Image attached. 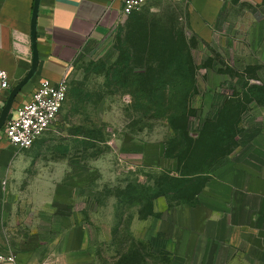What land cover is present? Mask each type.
Returning <instances> with one entry per match:
<instances>
[{"label": "rangeland", "instance_id": "374dc122", "mask_svg": "<svg viewBox=\"0 0 264 264\" xmlns=\"http://www.w3.org/2000/svg\"><path fill=\"white\" fill-rule=\"evenodd\" d=\"M212 31L203 39L185 6L160 1L80 51L55 128L25 150L19 180L0 197V251L34 250L74 224L86 231L93 264H180L154 252L147 233L172 206L193 204L205 176L183 195L139 201L166 192L162 177L178 169L166 166V154H184L166 120L172 75L183 90L194 81V92L171 101H186L191 136L207 126L201 141L211 142L210 164L264 113V0H237ZM59 256V264L71 259Z\"/></svg>", "mask_w": 264, "mask_h": 264}, {"label": "crops", "instance_id": "0c3cea01", "mask_svg": "<svg viewBox=\"0 0 264 264\" xmlns=\"http://www.w3.org/2000/svg\"><path fill=\"white\" fill-rule=\"evenodd\" d=\"M123 1L0 0V69L7 72L11 85L0 96V115L11 90L32 66L31 27L36 3L38 65L15 96L6 120L42 80L57 83L67 79L80 51L111 35L123 21ZM236 1L168 3L185 6L191 31L210 40L214 25ZM260 114L263 116L237 137L238 144L204 174L195 202L172 206L149 228L147 240L154 252H166L180 264H264V113ZM5 122L0 128V197L19 180L26 154L4 141ZM169 159L166 166L177 169L178 160ZM65 232L61 240L49 239L34 250L16 253L14 262L0 264H59L62 252L71 258L64 259L65 264H93L84 227L70 224Z\"/></svg>", "mask_w": 264, "mask_h": 264}, {"label": "built area", "instance_id": "2783aa9c", "mask_svg": "<svg viewBox=\"0 0 264 264\" xmlns=\"http://www.w3.org/2000/svg\"><path fill=\"white\" fill-rule=\"evenodd\" d=\"M186 0H124L122 19L155 2ZM11 89L6 71L0 69V96ZM67 79L54 83L42 80L29 99L5 122L3 139L18 150L30 148L44 134L55 128L67 97ZM15 255L0 251V263L14 262Z\"/></svg>", "mask_w": 264, "mask_h": 264}, {"label": "trees", "instance_id": "16d2710c", "mask_svg": "<svg viewBox=\"0 0 264 264\" xmlns=\"http://www.w3.org/2000/svg\"><path fill=\"white\" fill-rule=\"evenodd\" d=\"M172 76H174L175 80L177 79L178 81L175 82L172 81L171 83H169L167 88L168 90L167 93L169 94L170 99L169 102H167L166 104V109L169 111V113H167L166 115V120L169 123V126L175 132L176 137L180 136V138L185 142V146L183 147L182 150L184 151V154L181 153L166 154L167 157H171V158L175 157L178 159V169L176 175H173L172 172L170 171H166L165 175L161 179L163 185L166 186V192L161 194L160 193L155 194L151 196L150 199H147V196L145 197L144 195L142 196V198L139 199L140 202H144L145 200L151 202L158 196L165 194L167 195L169 193H177L179 195H183L184 192L187 191L188 186H190V184L195 180L199 181V179H201V177H203L204 174L208 172L210 166L216 161L214 160L210 164L211 146L209 145V143L211 142L202 143L201 141V138L203 139V129L207 126L203 125L199 131L194 133L196 135L198 134V136H196L195 138L191 136L187 127L189 120L187 115L188 106L186 104V101H181L178 103H174V101L173 102L171 101V99H173V97L177 93H180L183 90L182 87L183 85L180 84L181 81L177 77V73ZM171 77L169 76L168 78L170 79ZM186 88L183 90L185 97L191 91L192 92L195 91L194 81L193 83H191V85H188ZM227 104H229L228 100L225 101L224 106ZM223 115L220 116L219 113L217 124L215 122V127L218 126V122L222 120ZM177 118H181L182 120V125L180 127L176 126L175 124V120ZM201 185L198 186V189L193 193V195L196 196V193L200 189ZM194 202H195V198H194ZM142 261L145 262L144 259H142Z\"/></svg>", "mask_w": 264, "mask_h": 264}, {"label": "water", "instance_id": "95a60500", "mask_svg": "<svg viewBox=\"0 0 264 264\" xmlns=\"http://www.w3.org/2000/svg\"><path fill=\"white\" fill-rule=\"evenodd\" d=\"M37 3L35 4V7L33 9L32 14V47H33V59H32V66L28 74L22 79L10 92V95L6 101V104L1 112L0 115V128L4 124L10 110L12 107V103L14 101L15 96L18 94V92L21 90V88L29 81V79L34 75L37 65H38V53L36 48V15H37Z\"/></svg>", "mask_w": 264, "mask_h": 264}]
</instances>
